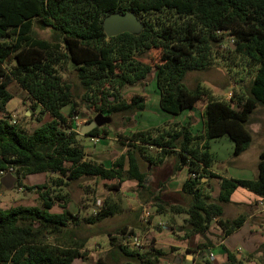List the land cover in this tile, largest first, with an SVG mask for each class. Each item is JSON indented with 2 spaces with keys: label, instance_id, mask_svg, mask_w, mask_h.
Returning a JSON list of instances; mask_svg holds the SVG:
<instances>
[{
  "label": "trees",
  "instance_id": "1",
  "mask_svg": "<svg viewBox=\"0 0 264 264\" xmlns=\"http://www.w3.org/2000/svg\"><path fill=\"white\" fill-rule=\"evenodd\" d=\"M129 11L144 17L143 31L108 38L104 18ZM37 20L51 29V40L38 36L34 30ZM224 32L234 37L229 53L254 73L248 95L233 96L230 101L214 98L202 86L191 90L185 84L189 72L212 65L214 48L223 42ZM153 50L160 52L162 61L157 69L160 108L179 115L206 101L201 133L194 134L189 125L163 124L128 137L126 152L111 167L89 160L79 133L73 129L74 92L61 72L71 64L86 92L84 97L92 93L89 98L94 100L97 94L104 95L98 112H141L146 107L145 97L135 96L127 102L121 100L119 91L148 78L153 68L143 59ZM10 60L13 66H8ZM10 80L27 92L34 109L51 116L32 133L12 124L7 116V105L13 99L8 90ZM110 97L114 102H109ZM259 105L264 106V0H0V113L6 114L0 118V173L16 170L12 175L18 182L22 174H55L56 187L97 179L117 182L118 187L131 180L143 189L147 173L141 168L146 163L162 164L174 155L175 170L186 167L189 173L182 192L191 197V205L182 211L189 217L190 233L205 237L213 220L220 219L225 239L246 219H222L223 206L230 203L235 191L245 188L264 199V151L259 155L256 179H228L212 172L211 142L227 137L234 143V157L244 153L253 142L247 123ZM66 107H71L68 115L63 112ZM97 132L95 129L83 137L95 138ZM150 150H155L151 151L155 155H150ZM212 178L220 181L215 202L207 189ZM36 189L40 207L0 210V264H73L85 259L86 239L76 240L74 230L83 223L94 228L120 211L115 202L105 200L82 220L68 210L67 201L62 212H53L56 200L46 184ZM126 230L122 228V236L135 235L133 229ZM110 246V256L126 260L124 264H159L165 256L154 247L142 254L120 242L111 240ZM197 249L204 251L207 245L200 244ZM98 264L107 262L100 258Z\"/></svg>",
  "mask_w": 264,
  "mask_h": 264
},
{
  "label": "rangeland",
  "instance_id": "2",
  "mask_svg": "<svg viewBox=\"0 0 264 264\" xmlns=\"http://www.w3.org/2000/svg\"><path fill=\"white\" fill-rule=\"evenodd\" d=\"M140 18L144 19L143 16H140ZM34 30L40 38L46 40L52 39L51 29L45 28L38 20L35 21ZM222 36L223 42L214 48L212 65L203 71L189 72L185 78V84L191 90L202 86L208 89L214 98L220 100L230 101L233 96L246 97L254 73L251 69L249 70L238 56L234 57L229 53V48L234 42V37L229 32H224ZM143 62L152 66L153 70L151 74L145 81L121 89L119 96L121 100L127 102H130L135 96L145 97L146 107L141 112L128 114L110 115L98 112V107L104 103V95L102 96L101 93L97 94L94 100L89 98L90 95L92 96V93L89 94V97H84L86 92L71 64H68L61 72L62 79L71 84L74 92L76 108L73 114V129L79 133V139L83 144L85 152H88L87 158L89 160L111 167L126 152L129 144L127 141L128 137L135 132L162 126L163 124L179 123L186 125L190 120L193 124V133L199 134L201 132L202 115L206 101H200L194 109L186 111L181 117H175L172 114L164 112L160 109V93L157 88V69L162 64L160 52L156 50L151 51L147 58L143 59ZM14 64L10 60L8 66H13ZM8 90L13 96V99L8 103L6 108L7 116L12 124L21 125L29 133H32L41 124L51 120L49 114L41 115L40 108H33L29 95L15 80H10ZM113 93H117V91L113 90ZM109 102H114V98L110 97ZM233 107L237 108L235 103ZM70 109L71 107L63 109L65 115L69 114ZM98 116L108 120V122L97 128L96 141L92 142V138L83 137L80 132L85 124L92 122ZM3 117H6V114L0 113V118ZM40 119H42V122H40ZM247 128L253 135V142L241 158L235 159L239 161L236 164H231L236 157L233 156L234 144L229 138L222 137L217 141L211 142L210 151L214 156L213 169L215 171L231 176L236 175L235 172L241 173L246 170L252 177L253 164L258 160L259 154L264 151V106L259 105L251 115ZM151 151L154 152L155 150ZM152 152L150 155H155ZM225 163H228V167L225 166ZM148 164L146 163L143 166L145 172L151 168ZM249 166L250 169H245V167ZM15 172L16 170H13L12 173L15 174ZM148 173V180L151 182L154 180L152 174H155L152 171H148ZM8 174L10 173H0V210H9L19 206L40 207L41 200L36 187L44 184L47 185V190L50 191L51 196L56 200V206L53 209V212L56 213L62 212L61 207L65 205L66 201L68 210L82 220L93 215L99 207L103 206L105 200H112L120 207L117 215L94 226V228L83 223L80 228L74 230L76 240L86 239L84 251H86L87 255L85 259H77L73 264H98L100 258L104 259L107 264H124L126 260L116 261L110 256V241L122 244L127 239V236H122V228L127 227L126 231L129 232L134 226L133 230L135 234L145 237L149 244L151 243L154 246V240L151 237L153 233L150 230L154 231L155 225L151 226L150 223L151 221H156L158 217L166 214L169 210L171 211L173 207L170 201V203L165 201L166 194L161 193L165 187H161V185L157 188L152 187L150 183L147 188L145 186L142 189L138 188L136 183H133L131 180H126L121 187L120 185L118 187L117 182L82 179L63 184L62 187H56L53 183V180L57 178L55 174L33 176L22 174L20 182L16 181L10 189H7L1 184V181ZM25 187H33L34 189L27 190ZM159 188L162 190L158 193ZM147 207L151 210L152 217L149 223H144L141 217L143 210ZM158 227L161 231L160 225ZM149 246H146L147 248L145 247L140 252L142 254L150 252V249L148 250ZM261 258V256L256 257L255 264H264Z\"/></svg>",
  "mask_w": 264,
  "mask_h": 264
},
{
  "label": "crops",
  "instance_id": "3",
  "mask_svg": "<svg viewBox=\"0 0 264 264\" xmlns=\"http://www.w3.org/2000/svg\"><path fill=\"white\" fill-rule=\"evenodd\" d=\"M186 111L173 116L181 117ZM203 120L202 115L201 131L203 129ZM186 125H189L192 130L193 124L190 120ZM86 154L88 155V152ZM242 156L243 153L234 158L231 164L238 163L239 161L235 159H239ZM258 161L259 156L258 160L253 164L252 177L246 170L241 173L235 172L236 175L231 176L218 173L213 168L212 172L228 179L254 180L258 177ZM176 164L177 158L171 155L162 164L149 165L151 168L148 171H152L155 174H152L154 180L151 182L148 180L149 173L148 171L146 172V188L150 183L152 187L158 188L159 185L161 187L164 186L165 188L163 190L161 188L158 189V193L162 190L161 193L166 194L165 201L168 203L171 202L173 205L172 208H176L175 210H180L173 211L171 208V211L169 210L166 214L158 217L156 221H151L150 223L151 226L155 225V230H150L153 233L151 237L154 240V246H152L153 244L151 246L165 253V256L160 259L159 264H255L256 257L260 256L262 257L261 261L264 262V214L259 206L262 197L245 188H238L232 195L230 203L223 206L224 214L222 219L234 220L240 216H244L246 218L244 225L232 235L223 239V231L219 224L220 219H214L205 237L197 234L193 235L190 233L188 227L189 217L182 211L191 205V197L189 198L182 192L189 173L186 167L176 171ZM225 166L228 167V163H225ZM246 168L248 170L250 166ZM207 181V179H203V182ZM132 182L136 183L135 181ZM207 189L211 192L209 193L211 200L214 202L217 201L220 194L219 179H210ZM159 225L162 229L161 231L158 227ZM133 228L135 227L133 226ZM200 244L207 245L206 252L201 253L197 249ZM207 252L214 254L213 260L208 258ZM229 256H233L234 259L232 260ZM120 260L124 261L123 259Z\"/></svg>",
  "mask_w": 264,
  "mask_h": 264
},
{
  "label": "water",
  "instance_id": "4",
  "mask_svg": "<svg viewBox=\"0 0 264 264\" xmlns=\"http://www.w3.org/2000/svg\"><path fill=\"white\" fill-rule=\"evenodd\" d=\"M103 28L108 38L116 37L124 33L139 35L144 29V22L132 11L122 13L115 12L104 18ZM107 122L108 120L98 116L92 122L85 124L80 134L82 136H88L92 131L100 128ZM16 181L17 178L14 175L8 174L2 179L1 184L5 188L10 189Z\"/></svg>",
  "mask_w": 264,
  "mask_h": 264
},
{
  "label": "built area",
  "instance_id": "5",
  "mask_svg": "<svg viewBox=\"0 0 264 264\" xmlns=\"http://www.w3.org/2000/svg\"><path fill=\"white\" fill-rule=\"evenodd\" d=\"M14 123V122H13ZM92 142H95L96 139L95 138H92L91 139ZM13 172V169H11L9 171L10 174H12ZM6 173V172H5ZM4 174V172H3ZM259 206L261 208V210L264 212V199H262L260 202H259ZM152 215V212L150 209L145 208L143 210V214H142V217L141 219L143 220L144 223H148L149 220H150V217ZM123 246L129 248L130 250H137V251H142L146 246H151V243L149 244L148 240L145 238V237H140L138 235H128L127 236V239L122 243ZM149 246V247H150ZM147 248V247H146ZM205 251V250H204ZM204 251H201L200 252H204ZM208 258L210 260H213L214 259V254L212 252H208Z\"/></svg>",
  "mask_w": 264,
  "mask_h": 264
}]
</instances>
